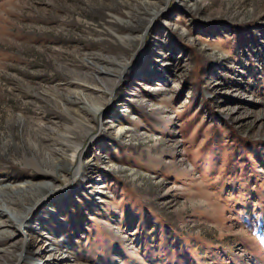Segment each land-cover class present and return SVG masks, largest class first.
<instances>
[{"label":"rangeland","instance_id":"obj_1","mask_svg":"<svg viewBox=\"0 0 264 264\" xmlns=\"http://www.w3.org/2000/svg\"><path fill=\"white\" fill-rule=\"evenodd\" d=\"M0 191V264H264V0H0Z\"/></svg>","mask_w":264,"mask_h":264},{"label":"bare ground","instance_id":"obj_2","mask_svg":"<svg viewBox=\"0 0 264 264\" xmlns=\"http://www.w3.org/2000/svg\"><path fill=\"white\" fill-rule=\"evenodd\" d=\"M166 3H168V1L169 0H164ZM144 3H145V5L146 6H148L150 3H149V1L147 2V1H144ZM159 11L158 10H156V11H154L153 12V17L155 18V17H157L158 15H159ZM107 63H108V65L109 66H113V67H115L116 69H118V67H119V69H120V72H121V75L122 74H124L125 73V71H126V69L128 68V66L129 65H123L122 63H120V62H115V61H111V60H109V61H107ZM131 65V64H130ZM94 66H97V65H95L94 64ZM97 68V70H96V73H95V78H96V80L98 81V83L101 85V87H97L95 90H94V88H91L90 86H86V85H80V86H82V87H84L85 88V90H88V91H90L91 92V90L93 91V94H95V91L96 92H98V93H100L101 91H106L107 89V81H108V79H110L111 77H113V72L112 71H110V70H107L106 68H105V66H103L102 67V65H99L98 67H96ZM118 83H120V81L118 82ZM116 86H117V84L115 85V87H113L112 89H111V91L112 90H115V88H116ZM104 89H106V90H104ZM108 90H109V88H108ZM112 92H114V91H112ZM92 94V93H91ZM100 98H101V96H99ZM74 98H75V101H77L78 102V104L79 105H82V107L83 108H81V109H86V111H89L92 115H96L97 113H99V112H101L102 110H101V108H96V107H94V106H92V105H90L92 102H93V100L92 99H94L93 97H91V95H89V94H87V93H85V91L84 90H82V91H80V93H78L77 95H75L74 96ZM79 110V109H78ZM81 113V112H80ZM46 128H47V130L48 131H50V133H52V134H54L56 131H55V129L56 128H54V127H52V126H45ZM64 140H67V138L66 139H64ZM83 147L81 146V145H76L75 147H73V152H72V155H71V160H72V162H74L75 164L76 163H79V161H80V159H81V156H82V153H83V149H82ZM85 149V148H84ZM64 150V148H63V146L62 147H60V148H58V149H56V150H54V151H63ZM55 154V153H54ZM28 159V158H27ZM25 163H28V166H32V167H36V165L34 164V163H36L38 166H39V163H38V161L36 160V159H32V160H26L25 161ZM40 168V167H39ZM42 168H40L39 170H40V172H42V173H46V171H42L41 170ZM46 174H48V172L46 173ZM45 174V175H46ZM31 186H32V184L31 185H25L24 187H20V188H18L17 190H16V193L17 192H22V190H24V191H29V189H31ZM33 188H36V187H34V186H32ZM3 191H0V198L2 199V197H3V193H2ZM13 205V204H12ZM11 206H9L8 205V203H7V201L5 200H3L2 202H0V213H2V215H6V216H13V220L11 221V222H13V224H15L17 227H19L22 231H24L23 229H26L28 226H29V219H28V215L31 213L30 211L31 210H33V209H29L28 211H27V213L28 214H25L24 213V215L23 214H18L16 211H14L13 209H12V207L10 208ZM19 212V211H18ZM30 212V213H29ZM20 260H23V261H26V257H24L23 255H20Z\"/></svg>","mask_w":264,"mask_h":264},{"label":"trees","instance_id":"obj_3","mask_svg":"<svg viewBox=\"0 0 264 264\" xmlns=\"http://www.w3.org/2000/svg\"><path fill=\"white\" fill-rule=\"evenodd\" d=\"M218 253V252H217Z\"/></svg>","mask_w":264,"mask_h":264}]
</instances>
